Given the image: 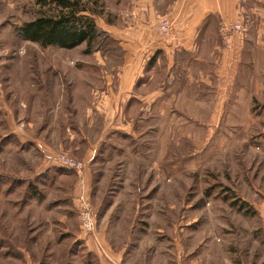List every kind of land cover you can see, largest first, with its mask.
Returning <instances> with one entry per match:
<instances>
[{"label": "rangeland", "instance_id": "rangeland-1", "mask_svg": "<svg viewBox=\"0 0 264 264\" xmlns=\"http://www.w3.org/2000/svg\"><path fill=\"white\" fill-rule=\"evenodd\" d=\"M44 3L0 0V264H105L98 243L115 264H122L127 252L149 264H173L176 244L264 242V107L256 102L250 113L247 99L241 98L235 120L218 121L215 90L173 81V69L165 64L152 66L146 77L154 79L143 90L148 94L161 85L159 103L147 102L142 115L139 106V119L131 113L129 128L140 137L114 133L97 149L93 169L88 163L80 175L55 164L27 186L24 176L32 171L23 163L35 167L32 155L14 136L4 135L15 129L51 145L69 144L74 121L95 144L93 134L102 126H87L80 99L85 90L69 80L86 72L91 85L103 84L105 71L84 54L87 45L43 48L20 34L25 23L52 13L53 7ZM119 4L89 2L104 31L117 22ZM107 35L99 50L118 54L121 45ZM86 62L100 73L79 69V76L66 70L61 83L54 78L56 70H50ZM46 88L51 90L44 98ZM59 92L64 100L53 103ZM85 173L89 197H80ZM82 199L97 213L93 234L80 228Z\"/></svg>", "mask_w": 264, "mask_h": 264}, {"label": "crops", "instance_id": "crops-1", "mask_svg": "<svg viewBox=\"0 0 264 264\" xmlns=\"http://www.w3.org/2000/svg\"><path fill=\"white\" fill-rule=\"evenodd\" d=\"M119 6L115 17L117 22L105 30L113 41L121 45L118 54L111 50L87 54L96 58V63L105 71L103 84L91 85L93 78H85L86 72L79 78L72 76L69 79L72 87L85 90L84 97L80 99L84 100L82 103L86 106L87 126L97 128V122L102 123L99 134H93V139L97 138L95 144L90 141L91 135L83 132L74 121L71 131L75 134L69 135V144L63 140L59 141V145H51L49 141L41 142L27 132L15 129L9 135H4L9 138L14 136L17 143L32 155L35 167L23 163L25 169L32 171L24 176L27 186L35 182L37 175L45 174L41 170L55 166V159L61 152L86 163H93V169L97 166V149L112 134L140 137V133L135 135L129 128V121H133L131 113L135 115L137 112L139 119V106L142 115L147 102L158 104L163 95L161 85L151 93L143 92L147 82L154 79L153 75L146 77L147 72L154 69L152 66L158 68L165 64L168 70L173 69V81H185L196 87L215 90L213 97L217 101L218 121L235 120L233 117L241 98L247 99L250 113L256 102L264 107V0H121ZM163 18L168 19L174 27L171 40H166L153 30V25ZM239 23L245 31L235 33L231 46L226 47L220 27ZM82 64H76L77 68L52 66L50 70H56L54 78L58 82L61 80V83L66 70L68 75L79 72V76V69L87 72L101 71L90 62ZM50 90L43 89L44 98L49 96ZM64 97L59 92L51 100L59 103ZM1 98H5L3 93ZM77 99L79 102L77 96L73 99L74 103ZM253 111L254 115H258L257 110ZM78 129L81 131L77 132ZM88 176L85 173L86 182L79 183L80 197H89ZM13 183L8 193L13 192ZM98 246L108 260L105 264H115L116 260L108 257L100 243ZM172 254L173 264H264V242L176 244ZM125 256H122V264H149L147 258L138 257L134 260L129 252ZM156 260L153 258L152 262Z\"/></svg>", "mask_w": 264, "mask_h": 264}, {"label": "trees", "instance_id": "trees-1", "mask_svg": "<svg viewBox=\"0 0 264 264\" xmlns=\"http://www.w3.org/2000/svg\"><path fill=\"white\" fill-rule=\"evenodd\" d=\"M44 1V5L53 7L52 13L45 12L25 23L20 28L23 39L43 48L59 47L72 50L86 44V54L99 50L101 39H107L108 35L96 23L95 17L99 13L89 5L90 1L97 2L98 5V0Z\"/></svg>", "mask_w": 264, "mask_h": 264}, {"label": "built area", "instance_id": "built-area-1", "mask_svg": "<svg viewBox=\"0 0 264 264\" xmlns=\"http://www.w3.org/2000/svg\"><path fill=\"white\" fill-rule=\"evenodd\" d=\"M153 30L158 33L160 36L165 38L166 40H171L174 35V27L171 22L163 18L159 20L154 26ZM245 28L241 23L236 24L234 26L222 25L220 27L221 38L226 47H230L232 44V38L235 33H243ZM55 163L59 167L68 168L77 172L78 174H82L84 170L87 168V164L85 161H81L66 152H61L57 155L55 159ZM97 221V213L93 208L92 204L82 199L79 206V222L81 230L86 234L95 233Z\"/></svg>", "mask_w": 264, "mask_h": 264}]
</instances>
